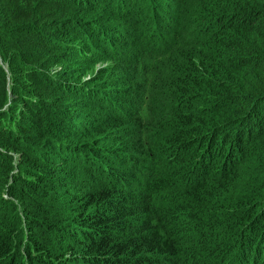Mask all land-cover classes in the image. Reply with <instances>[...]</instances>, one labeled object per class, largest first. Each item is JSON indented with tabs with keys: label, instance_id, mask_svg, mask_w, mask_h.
<instances>
[{
	"label": "trees",
	"instance_id": "16d2710c",
	"mask_svg": "<svg viewBox=\"0 0 264 264\" xmlns=\"http://www.w3.org/2000/svg\"><path fill=\"white\" fill-rule=\"evenodd\" d=\"M122 42L160 68L93 89ZM85 99L108 113L68 122ZM259 159L264 0H0V264H264V188L237 184Z\"/></svg>",
	"mask_w": 264,
	"mask_h": 264
},
{
	"label": "rangeland",
	"instance_id": "374dc122",
	"mask_svg": "<svg viewBox=\"0 0 264 264\" xmlns=\"http://www.w3.org/2000/svg\"><path fill=\"white\" fill-rule=\"evenodd\" d=\"M100 16L98 14H91L89 17H91L93 20H98L100 21V23H102V18L106 17V24L103 25H110L112 26V29H119L120 31H122L123 33L124 30L122 27H119L117 24V17L111 18L109 19V21L107 20V16L108 13L106 11H99ZM102 26V24H101ZM119 30H117V33H120ZM137 33V32H136ZM134 34L131 36H128V40L129 42H135L137 41L138 44H140L142 41L140 40V38H134ZM121 42V41H120ZM151 42H149V40H147L145 42V46H150ZM116 49H114V51H109V52H104L103 55H96V53H91L92 55H90L89 58H87V62H85L87 64L88 67V72H98L99 70L105 69L107 66L111 67H117V70H113L112 68L110 69V71L108 72L107 76L110 81L107 82L108 86H103V84H100L99 86H94L95 90H99V89H106V91H111L113 88L117 87V88H123L124 90H128V89H133V87L131 85L134 84V82H132L135 77L138 76L139 71L141 70V72L143 73V76L145 75L146 77H148V81L147 84L149 85L151 82V74L152 71L155 69L160 68V62H156L155 60L149 61L148 63L141 65L140 63L137 62V58H136V63L137 65V72H135V75L137 73V76L132 75L133 74V69L128 72V70L130 69V64L127 62L128 59V55L127 52L128 51H134L137 56H138V51L135 47H126L122 44H117L116 45ZM147 52H150V48L147 47L146 48ZM102 53V52H100ZM94 55V56H93ZM93 58H96L93 60ZM127 62V63H126ZM142 66V68H141ZM129 67V68H127ZM125 68V69H124ZM128 69V70H127ZM57 70H60V67H57L56 69L54 68V70H52L53 73L57 72ZM81 75V74H80ZM127 75H131L130 77H127ZM148 75V76H147ZM77 76H75L76 78ZM88 80V77H85L82 81ZM81 81V82H82ZM74 82L76 84H78V80L75 79ZM117 82H121L122 86L118 87V86H114L115 83ZM113 84V85H112ZM147 85V87H148ZM136 87V86H134ZM133 91V90H132ZM127 95L130 96V101H128V104H126L127 107H129V110L132 111L134 108L137 110L139 109L137 106V102H138V98L137 96H135L132 92L127 93ZM87 106L85 108H83L84 114L82 115L81 118H77L76 114L73 115L72 119H68V122L71 123H78V124H84L86 122V120L88 121L89 118L92 117V114L94 112H98L100 110L103 111V113H108V109L105 108H101V106H96L95 102H92V99H85ZM143 109L142 111H140V114L142 116H145ZM114 112V111H113ZM80 113V112H79ZM138 113V110H137ZM123 114V110L121 111V115ZM113 116H115L114 114H112ZM127 131L128 133L131 131H135V128L132 127L131 125L127 126ZM125 133H122L121 131H117L115 129L110 130L109 132H107L106 134L102 135L99 138V143L98 145L102 146L105 149H116L117 147H120L122 144L117 141L114 140V137H119V136H123ZM237 177L239 179V182L237 184H239L240 187L243 188V190L246 189L247 186L250 185V187L252 186H256V190L260 193L261 190L264 188V164L261 163V160L259 159L258 161H255V163L250 166V167H245L244 165L241 167L240 172L237 173ZM252 195H250L251 197ZM233 260V259H229V262Z\"/></svg>",
	"mask_w": 264,
	"mask_h": 264
}]
</instances>
